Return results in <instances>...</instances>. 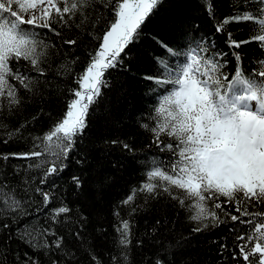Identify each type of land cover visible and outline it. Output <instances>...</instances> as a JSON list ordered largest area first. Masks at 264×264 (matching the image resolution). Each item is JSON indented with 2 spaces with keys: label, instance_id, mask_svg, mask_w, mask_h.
I'll use <instances>...</instances> for the list:
<instances>
[{
  "label": "trees",
  "instance_id": "16d2710c",
  "mask_svg": "<svg viewBox=\"0 0 264 264\" xmlns=\"http://www.w3.org/2000/svg\"><path fill=\"white\" fill-rule=\"evenodd\" d=\"M90 2L91 7L83 9V16L88 17L83 24V16L77 13L69 26L52 25L60 32L59 37L47 29H35L49 45L38 49L46 53L40 63L43 74L28 61H11L13 71L19 69L29 79L25 88L9 77L18 104H10L6 96L0 98V154L10 156L0 159V264H246L236 247L245 241L236 237L239 234L247 239L252 226L233 222L225 215H239L233 205H224V211L216 209L222 221L219 225L209 220L198 222L191 218L193 201L185 199L182 189L173 187L171 194L162 188L154 193L139 189L150 170L157 165L167 170L176 159L164 148L168 143L175 145L176 140L162 134L158 145L150 131L159 121V99L171 85H158L146 77H156L160 72L158 58L172 65L183 57L170 55L157 41L174 51L186 50L190 41L201 38L213 43L217 50L227 53L223 71L231 79L237 62L228 47L227 33L233 40H247L256 34V25L229 23L224 32H217L216 26L239 12L256 14L254 0H162L142 26L140 39L125 49L128 56L122 65L105 73L107 86L101 88V95L89 108L83 134L76 137L67 159L56 161L63 165L62 170L41 183L54 158L10 155L41 151L38 138L61 120L74 98L73 91L79 89L76 81L89 62V54L98 47L96 37L103 35L113 18L105 0ZM68 39H75V45L64 44ZM235 51L246 73L258 69V61L264 60V49L255 41ZM74 177L79 178V186ZM153 183L164 182L157 179ZM37 189L48 193V203ZM133 190L132 201L125 204ZM6 195L18 200L19 207H8ZM224 199L221 197L220 202ZM207 205L211 208L212 201ZM60 207L70 211L56 217L55 210ZM247 210L264 212V204L253 202ZM123 220L130 225L126 247L119 243L117 232ZM197 228L200 230L195 231ZM45 229L55 235H44ZM27 232L32 236L21 239ZM32 237L36 246L26 242ZM59 237L63 241L57 248L54 241ZM256 259L250 257L252 264Z\"/></svg>",
  "mask_w": 264,
  "mask_h": 264
},
{
  "label": "snow or ice",
  "instance_id": "6c2138e0",
  "mask_svg": "<svg viewBox=\"0 0 264 264\" xmlns=\"http://www.w3.org/2000/svg\"><path fill=\"white\" fill-rule=\"evenodd\" d=\"M161 3L162 0H115L114 3L105 0L104 6L111 7L113 18L103 35L96 37L98 47L94 54H89V62L77 78L79 89L73 91L74 98L69 101L64 116L48 133L38 138L42 141L41 151L10 154L23 159L42 155L54 158L41 183L62 170L63 165L56 161L67 159L76 137L83 134L88 110L101 95V88L107 86L105 73L122 65L128 56L125 49L140 39L142 26ZM254 3L257 5L256 14L250 10L239 12L225 17L216 26L217 32H224L229 23L252 22L256 25V34L247 40H233L232 34L227 33L228 47L237 62L231 79L223 71L227 53L217 50L213 43L201 38L194 43L190 41L186 50L174 51L157 41L170 55L183 57L172 65L167 59L158 58L160 72L156 77H146L158 85H171L159 99L156 108L159 121L150 131L158 145L162 134L176 140L175 145H164L176 159L167 170L159 165L150 170L147 181L139 190L154 193L157 188H162L171 194L173 187L182 189L185 199L193 201L191 218L198 222L209 220L216 225L222 223L216 209L224 211V205H233L239 215L230 212L225 215L233 222L252 226L247 239L239 234L236 237L238 241H245L236 246L240 256L246 264H252L250 257L257 258L256 264H264V212L250 213L247 210L253 202L264 204V60L258 61V69L246 73L241 56L235 51L253 41L264 49V0H254ZM85 6L91 7L90 0H0V98L6 96L10 104L19 103L16 88L9 82V77L28 88L25 81L29 78L19 69L13 71L11 61H28L35 71L43 74L40 63L46 53L38 49L41 45L44 48L49 45L44 44L35 29H47L59 37L60 32L52 25L69 26V20L77 13L83 16ZM208 10H212L210 3ZM87 19L83 16L81 24ZM63 42L75 45L76 40ZM11 136L9 133V138ZM7 142L5 139L4 143ZM9 158V154H0V159ZM157 179L164 183H153ZM74 180L79 186V178L74 177ZM37 191L45 203L50 201L48 193L41 189ZM135 191L124 201L125 204L132 201ZM221 197L225 198L223 202H220ZM208 201H212L211 208ZM5 203L13 210L20 205L12 195H6ZM180 203L183 205L184 199ZM69 211L67 207H60L55 210V216ZM117 232L121 236L119 243L126 247L130 243L129 222L121 221ZM43 234L55 235L47 229ZM24 235L32 236V233L22 234L21 239ZM34 239L26 242L33 244ZM62 241L63 237L57 238L55 246L59 248ZM44 246H48L46 240ZM157 264L161 262L157 261Z\"/></svg>",
  "mask_w": 264,
  "mask_h": 264
},
{
  "label": "rangeland",
  "instance_id": "374dc122",
  "mask_svg": "<svg viewBox=\"0 0 264 264\" xmlns=\"http://www.w3.org/2000/svg\"><path fill=\"white\" fill-rule=\"evenodd\" d=\"M28 17L27 16H25V19H27Z\"/></svg>",
  "mask_w": 264,
  "mask_h": 264
}]
</instances>
